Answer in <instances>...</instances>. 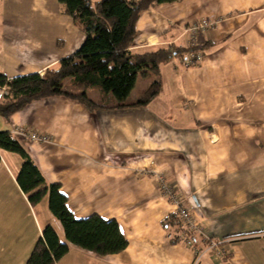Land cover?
<instances>
[{
  "label": "crops",
  "instance_id": "0c3cea01",
  "mask_svg": "<svg viewBox=\"0 0 264 264\" xmlns=\"http://www.w3.org/2000/svg\"><path fill=\"white\" fill-rule=\"evenodd\" d=\"M203 20L214 24L193 34ZM136 30L131 50L138 53L203 46L193 65H185L187 54L159 66L184 111L165 105L161 81L146 105L88 107L56 95L8 119L0 113V131L47 136L19 140L46 182L59 184L73 216L114 219L127 241L107 255L70 244L55 264H264V0L160 3L142 11ZM83 39L58 0H0V74L7 79L42 74ZM93 89L99 100L88 98L98 104L97 89L87 96ZM21 162L0 150V264H25L47 224L64 240L60 222L38 209L47 195L32 205L19 187ZM164 184L205 236L185 233L191 244L173 242L178 230L164 220L175 205ZM209 240L222 242L225 254Z\"/></svg>",
  "mask_w": 264,
  "mask_h": 264
},
{
  "label": "trees",
  "instance_id": "16d2710c",
  "mask_svg": "<svg viewBox=\"0 0 264 264\" xmlns=\"http://www.w3.org/2000/svg\"><path fill=\"white\" fill-rule=\"evenodd\" d=\"M176 0H58L63 10L84 34L76 51L61 59L57 66L42 74L33 73L7 79L0 74V85H7L8 95L0 103V113L10 115L29 102L62 95L76 99L91 107H121L146 105L161 90V80L154 78L134 102H128L138 75H159L161 63L173 57L183 58L198 52L203 46L160 47L143 53L134 52L131 46L137 36L136 22L145 9L160 3ZM70 77L74 91L64 89V79ZM98 90L100 103L91 101L87 91ZM110 95V96H109ZM110 99H114L112 102ZM0 150L17 154L22 162L16 181L27 195L30 204H38L47 195L48 209L63 229L61 240L50 224L42 229L25 264H55L66 255L70 244L98 255L118 253L127 241L116 220H104L97 214L76 219L67 208L66 195L59 184L47 183L17 136L0 131ZM164 226L176 227L177 215L164 220ZM177 238L173 242H177Z\"/></svg>",
  "mask_w": 264,
  "mask_h": 264
},
{
  "label": "built area",
  "instance_id": "2783aa9c",
  "mask_svg": "<svg viewBox=\"0 0 264 264\" xmlns=\"http://www.w3.org/2000/svg\"><path fill=\"white\" fill-rule=\"evenodd\" d=\"M214 24V22L210 20H203L201 23L197 26H192L190 28L191 32L196 34L197 30H203L208 27H211ZM193 58L186 60L185 65L193 64ZM8 95V87L7 85H0V103L5 98V96ZM15 136H17L19 139H29L32 141H47L46 135H39L35 131L27 130L22 127L15 128L12 132ZM163 188V196L170 199L174 205H175V213L177 215L178 220V237L180 240H183L187 244H191V237L188 235H185V233H197L199 235L205 236L203 234V228L200 223H197L194 216L192 215L190 208L184 205V202L181 198L175 196L173 189L164 184L162 186ZM168 237L171 238V234H168ZM209 248H215L220 247L221 243L217 240H209ZM225 249L221 248L219 249V252L221 254H225Z\"/></svg>",
  "mask_w": 264,
  "mask_h": 264
},
{
  "label": "rangeland",
  "instance_id": "374dc122",
  "mask_svg": "<svg viewBox=\"0 0 264 264\" xmlns=\"http://www.w3.org/2000/svg\"><path fill=\"white\" fill-rule=\"evenodd\" d=\"M199 54V52H196L194 54H190V58H193V61L195 59V57H197ZM200 55V54H199ZM193 64H195V61L193 62ZM193 64H190V65H193ZM168 67V65H167ZM169 68V67H168ZM165 74L166 72H162V74H159L158 76H154L152 73L148 74V75H145V76H142V75H138L137 76V84L135 86V89L133 90V92L129 95V100H135L136 98H138L140 96V94L144 91V89H146V85L149 84L155 77L156 78H159L162 83H163V88L164 86H166V83H165ZM63 85H64V89L66 90H69V91H74V88H73V85H72V80L70 77L64 79V82H63ZM165 89V95L162 96V98L164 99V103L165 105L167 106H171V107H168L172 112H175V111H184L183 108L180 110L178 108V106H175L177 105L176 104V97L171 95V94H168V92L166 91L167 88H164ZM88 97L91 99V100H95V101H98L99 100V96H98V93L96 90H90L88 92ZM161 98V97H160ZM156 105H159V104H155L154 105V108H156ZM187 106V105H186ZM2 116V115H0ZM170 200V199H168ZM47 198L44 199L42 205L39 204L38 205V209L41 211V210H44L46 213L49 214V210H48V207H47ZM171 201V200H170ZM174 204V203H173ZM179 233L176 234V238L177 240H179V237H178ZM63 239V237H62ZM198 254V253H197Z\"/></svg>",
  "mask_w": 264,
  "mask_h": 264
}]
</instances>
